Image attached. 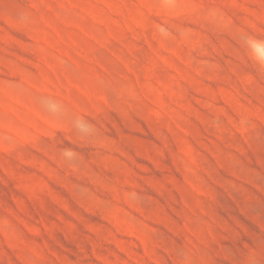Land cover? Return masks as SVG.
Segmentation results:
<instances>
[{"label": "rangeland", "instance_id": "1", "mask_svg": "<svg viewBox=\"0 0 264 264\" xmlns=\"http://www.w3.org/2000/svg\"><path fill=\"white\" fill-rule=\"evenodd\" d=\"M0 264H264V0H0Z\"/></svg>", "mask_w": 264, "mask_h": 264}]
</instances>
